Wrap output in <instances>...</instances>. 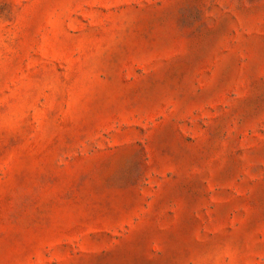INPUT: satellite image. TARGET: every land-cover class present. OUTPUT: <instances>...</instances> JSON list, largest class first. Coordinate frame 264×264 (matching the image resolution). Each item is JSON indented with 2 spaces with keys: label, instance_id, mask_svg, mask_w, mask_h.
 Returning a JSON list of instances; mask_svg holds the SVG:
<instances>
[{
  "label": "rangeland",
  "instance_id": "rangeland-1",
  "mask_svg": "<svg viewBox=\"0 0 264 264\" xmlns=\"http://www.w3.org/2000/svg\"><path fill=\"white\" fill-rule=\"evenodd\" d=\"M0 264H264V0H0Z\"/></svg>",
  "mask_w": 264,
  "mask_h": 264
}]
</instances>
